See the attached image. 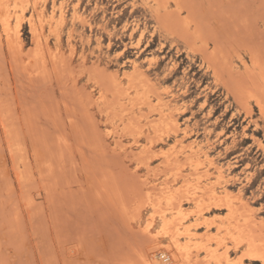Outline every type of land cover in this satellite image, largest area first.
I'll return each instance as SVG.
<instances>
[{"label":"rangeland","instance_id":"1","mask_svg":"<svg viewBox=\"0 0 264 264\" xmlns=\"http://www.w3.org/2000/svg\"><path fill=\"white\" fill-rule=\"evenodd\" d=\"M5 9L21 33L10 48L0 13V264L164 262L165 230L178 229H189L180 264H214L212 250L263 264L232 225L264 223V0H10ZM36 147L46 164H35ZM166 191L186 215L174 230L163 222L179 216ZM198 204L207 210L197 214Z\"/></svg>","mask_w":264,"mask_h":264},{"label":"bare ground","instance_id":"2","mask_svg":"<svg viewBox=\"0 0 264 264\" xmlns=\"http://www.w3.org/2000/svg\"><path fill=\"white\" fill-rule=\"evenodd\" d=\"M10 1V0H9ZM8 0H0V13H2L3 14V18H1L2 20H1V22H3L2 24H3V26H2V28H3V32H5V34H6V39H7V42H8V46L11 48V47H13L14 45H19V42H20V36H19V33H21L20 31H19V26H17L16 25V27H15V29L13 30V27H12V22H11V20H12V16H11V14L10 15H8L7 13L8 12H6V5H7V2H9ZM19 1V0H18ZM30 1V0H29ZM38 1V0H37ZM146 1V0H145ZM147 1H149V0H147ZM43 2V1H42ZM11 3V2H10ZM37 3V2H36ZM148 3V2H147ZM147 3H145V4H147ZM155 3H157V2H155ZM159 3V2H158ZM38 4V3H37ZM44 4H46V3H44ZM150 4V3H149ZM152 5H153V3H151ZM9 5V4H8ZM12 5H14V4H12ZM33 6H35V5H33ZM157 8V7H156ZM8 9H9V6H8ZM11 9V8H10ZM9 9V10H10ZM20 9V8H19ZM35 9V8H34ZM37 9V8H36ZM35 9V10H36ZM60 10V9H59ZM150 10V9H149ZM156 10V9H155ZM38 11V10H37ZM42 11V10H41ZM63 11H65V10H63ZM13 12V11H12ZM26 12V11H25ZM75 12H76V10H75ZM155 12H157V11H155ZM33 13V12H32ZM65 15H66V11H65V13H64ZM63 14V15H64ZM157 14H158V12H157ZM15 15V14H14ZM22 15V14H21ZM33 15V14H32ZM1 16V15H0ZM34 16V15H33ZM55 16V15H54ZM32 17V16H31ZM48 17H49V15H48ZM58 17V16H57ZM62 17V16H61ZM66 17V16H65ZM76 17V16H75ZM17 19L19 18V16L17 15V17H16ZM40 18V17H39ZM54 18H56V17H54ZM77 18V17H76ZM44 20H45V18H44ZM44 20H43V22H44ZM49 20V19H48ZM61 20V19H60ZM64 20V19H63ZM17 21H19V19L17 20ZM51 21V20H50ZM55 21V20H54ZM48 22V21H47ZM53 22V21H52ZM35 23V22H34ZM42 23V22H41ZM40 23V24H41ZM49 23V22H48ZM45 24V23H44ZM75 24V23H74ZM41 26V25H40ZM43 26V25H42ZM41 26V27H42ZM50 26H52V25H50ZM54 26V25H53ZM40 27V28H41ZM31 28H32V30H33V32H34V34L35 35H37L38 33H37V28L35 27V25L32 23V19H31ZM44 28V27H43ZM72 29V28H71ZM59 30V29H58ZM63 30V29H62ZM73 30V29H72ZM57 32V31H56ZM60 32V31H59ZM71 32V31H70ZM54 34V33H53ZM39 35V34H38ZM58 36V35H57ZM60 36H61V34H60ZM55 38H57V37H55ZM58 39V38H57ZM48 41V40H47ZM59 43V42H58ZM40 44V43H39ZM49 44V43H48ZM14 49V48H13ZM16 49V48H15ZM57 49V48H56ZM48 50H50V49H48ZM11 51V50H10ZM30 51H32V50H30ZM74 51V50H73ZM14 52V51H13ZM16 53H17V51H16ZM57 54V53H56ZM19 56V55H18ZM41 57V56H40ZM56 57H58V56H56ZM70 57V56H69ZM252 57V56H251ZM62 58V57H61ZM65 58H67V57H65ZM34 59V58H33ZM58 59V58H57ZM136 59V58H135ZM134 59V60H135ZM53 60V59H52ZM56 60V59H55ZM138 60V59H137ZM18 61H20V60H18ZM155 61H157V60H155ZM39 62V61H38ZM134 62V61H133ZM20 64V63H19ZM35 66V65H34ZM38 67H39V65H38ZM67 67V66H66ZM22 68V67H21ZM40 68V67H39ZM135 70H138V69H140V67L138 66V64L135 62L134 63V67H133ZM27 69V68H26ZM57 69H59V68H57ZM65 69H67V68H65ZM62 70V69H61ZM42 71H43V69H42ZM48 71V70H47ZM50 71V70H49ZM252 71V70H251ZM264 72V71H263ZM40 73H42V72H40ZM60 73V72H59ZM108 74V73H107ZM135 74V73H134ZM257 74H259V72L257 73ZM41 75H43V74H41ZM44 75H46V74H44ZM126 75V74H125ZM125 77H127V76H125ZM134 78V77H133ZM44 79V78H43ZM113 80V82H114V84H115V86H117V87H122V85H123V83H124V79H123V77H121L120 75H118V74H116L113 78H112ZM130 80V79H129ZM129 80H128V82H129ZM145 80V79H144ZM131 81V80H130ZM112 82V83H113ZM106 88V87H105ZM118 89V88H117ZM131 89V88H130ZM156 90V89H155ZM155 90H154V92L153 93H155ZM111 91H113V90H111ZM151 91H152V89H151ZM152 93V92H151ZM246 93H248V92H246ZM154 95H156L157 96V94H154ZM255 95V94H254ZM84 96V95H83ZM114 97V96H113ZM138 97V96H137ZM161 97V96H160ZM261 97H263V94L261 95ZM134 98V97H133ZM106 98H105V96L104 95H100V97H98V99H97V102H99V103H101V102H107L106 100H105ZM255 99V98H254ZM75 100V99H74ZM78 100V99H77ZM93 101V100H92ZM70 102V101H69ZM137 103V102H136ZM256 103H258L259 104V106L261 107V110H263L264 111V105H262V102H261V100H257V102ZM167 104V103H166ZM24 106V105H23ZM22 107V106H21ZM72 107V106H71ZM109 108V107H108ZM107 108V109H108ZM83 109V108H82ZM171 112H173V111H171ZM171 112H170V116H171ZM76 113V112H75ZM29 115V114H28ZM92 117H93V115H92ZM85 119V118H84ZM95 120V119H94ZM174 120H177V119H174ZM63 121V120H62ZM178 121V120H177ZM171 123V122H170ZM71 124V123H70ZM37 125V124H36ZM139 125V124H138ZM174 125V124H173ZM97 127V126H96ZM154 127V126H153ZM176 128V131H178L179 129L177 128V127H175ZM28 129V128H27ZM88 129V128H87ZM169 129H172V125L170 126V128ZM11 130V129H10ZM99 130V129H98ZM97 130V131H98ZM165 130V129H164ZM9 131V130H8ZM56 131V130H55ZM90 131V130H89ZM89 131H87V132H89ZM93 130H91L90 132H92ZM11 133V132H10ZM20 133V132H19ZM77 133V132H76ZM7 135H8V132H7ZM101 135V134H100ZM108 135V134H107ZM110 136V135H109ZM8 137H9V135H8ZM63 137V136H62ZM95 137V136H94ZM74 138V137H73ZM115 138V137H114ZM49 139V138H48ZM179 140H181L182 141V139H179ZM52 141H53V139H52ZM67 141V140H66ZM85 141V140H84ZM98 141V140H97ZM37 142V141H36ZM178 143V142H177ZM197 143V142H196ZM202 143V142H201ZM67 144V143H66ZM175 144V143H174ZM184 144V143H183ZM194 144H195V142H194ZM185 145V144H184ZM187 145V144H186ZM191 148H194V146H193V143L192 144H188ZM187 145V146H188ZM204 145V144H203ZM50 146V145H49ZM96 146V145H95ZM198 146V145H197ZM43 147V146H42ZM45 147V146H44ZM186 147V146H185ZM201 147H202V145H201ZM201 147H199L198 146V148H196V152H200V150H202L201 149ZM65 148V147H64ZM162 149V148H161ZM189 149V148H188ZM13 150V149H12ZM11 150V151H12ZM146 150V149H145ZM144 150V151H145ZM148 150H149V147H148ZM148 150H147V152H148ZM184 150V149H183ZM45 151V150H44ZM72 152V151H71ZM143 152V151H142ZM146 152V151H145ZM146 152V153H147ZM151 152H154V151H151ZM161 152V151H160ZM159 152V153H160ZM179 152V151H178ZM12 153V152H11ZM49 152H47V154H48ZM187 153V152H186ZM185 153V154H186ZM189 153V152H188ZM192 153V152H191ZM14 154V153H13ZM193 154H195V153H193ZM45 155V154H44ZM44 155H43V153H42V151L39 149V147L37 148H34V150H33V157H34V161H35V164L36 165H39V166H41V165H44V164H46V160H45V158H44ZM52 155H53V153H52ZM65 155V154H64ZM149 155V154H148ZM54 156V155H53ZM67 156V155H66ZM151 156V155H150ZM158 156V155H157ZM165 156V155H164ZM189 156V155H188ZM146 157H147V155H146ZM169 157V156H168ZM216 157V156H215ZM63 159V158H62ZM60 160V159H59ZM168 160H170L169 158H168ZM212 160V159H211ZM53 161H54V159H53ZM176 161V160H175ZM24 162V161H23ZM82 162H83V160H82ZM1 163V162H0ZM26 163H27V161H26ZM53 163V162H52ZM70 163V162H69ZM146 163V162H145ZM17 164V163H16ZM20 164V163H19ZM22 164V163H21ZM23 164H25V162L23 163ZM29 164H30V162H29ZM28 164V165H29ZM25 165H27V164H25ZM31 165V164H30ZM196 165V164H195ZM23 166V165H22ZM61 166V165H60ZM198 166V165H197ZM230 166V165H229ZM26 167V166H25ZM28 167V166H27ZM43 167V166H42ZM210 167V166H209ZM218 167V166H217ZM223 167V166H222ZM222 167L220 168V171L221 172H223L224 170L222 169ZM226 167H228V165L226 166ZM22 168V167H21ZM24 168V167H23ZM48 168V167H47ZM47 168H44V169H47ZM192 168V167H191ZM225 168V167H224ZM26 169V168H25ZM49 169L50 170H52V167H51V165H49ZM77 169V168H76ZM94 169H96V168H94ZM196 169H198V168H196ZM196 169H194V170H196ZM216 170H217V168H215ZM230 169V168H229ZM199 170V169H198ZM25 171V170H24ZM47 171V170H46ZM74 171V170H73ZM165 171V170H164ZM206 171H208V170H206ZM227 171H228V169H227ZM232 171V170H231ZM22 170H20V168L18 167V170H17V177L20 179L21 178V176H22ZM38 172V171H37ZM70 172V171H69ZM51 173V172H50ZM73 173V172H72ZM209 174V173H208ZM218 174V173H217ZM225 174H227V173H225ZM44 175V174H43ZM47 175V174H46ZM221 175H223V174H221ZM233 175V174H232ZM252 176H253V174H251ZM251 175H250V177H251ZM24 176V175H23ZM53 176H54V174H53ZM65 176V175H64ZM134 176V175H133ZM25 177V176H24ZM46 177V176H45ZM224 177V176H223ZM53 178H55V177H53ZM137 179V178H136ZM45 180V179H44ZM185 181V180H184ZM113 182V181H112ZM144 182V181H143ZM145 182H147V181H145ZM75 184V183H74ZM65 185V184H64ZM54 186V185H53ZM142 186V185H141ZM153 187H155V186H153ZM156 187H158V186H156ZM160 188V187H159ZM207 188V187H206ZM166 189V188H165ZM208 189V188H207ZM241 189H243V188H241ZM152 190V189H151ZM155 190V189H154ZM171 190V189H170ZM213 190V189H212ZM102 191V190H101ZM121 191H123V190H121ZM201 191V190H200ZM207 191H209V190H207ZM216 191V190H215ZM229 191V190H228ZM228 191H226V193L228 192ZM240 191V190H239ZM62 192V191H61ZM104 192V191H103ZM130 192V191H129ZM166 192H168V191H166ZM170 192V191H169ZM164 193V194H168V195H164L163 196V198L166 200V201H168L169 203L168 204H173V205H176V207H177V209H178V212H177V215H179V216H177L176 217V215L175 216H173V217H176V218H174L173 220H170V219H167L166 218V216L165 215H163L164 216V223H165V227H167V229H169V227L171 228V229H173L174 230V228H175V225L174 224H178L177 226H179V222L182 220V219H184L185 220V218H186V215L184 216V215H182V212H184V211H182V201L180 200L181 198H179V201H176V198H178L177 196H175L174 194H170V193ZM206 192V191H205ZM151 193V192H150ZM163 193V192H162ZM196 193V192H195ZM241 193V192H240ZM242 193H243V191H242ZM241 193V194H242ZM48 194V193H47ZM134 194V193H133ZM176 194H178V193H176ZM203 194V193H202ZM206 194H207V192H206ZM218 194V193H217ZM50 195V194H49ZM59 195V194H58ZM128 195V194H127ZM130 195V194H129ZM192 195V194H191ZM200 195V194H199ZM198 195V196H199ZM212 195V194H211ZM216 194H213L212 196L213 197H215L216 199H218L216 196H215ZM221 194H219V196H220ZM229 195V194H228ZM238 195H239V193H238ZM237 195V196H238ZM63 196V195H62ZM152 196V195H151ZM150 196V198H152ZM197 195H195L194 196V198L196 197ZM222 196V195H221ZM242 196V195H241ZM125 197H126V195H125ZM189 197V196H188ZM204 197V196H203ZM225 197V196H224ZM227 197V196H226ZM230 197V196H229ZM52 198V197H51ZM197 198V197H196ZM199 198V197H198ZM197 198V199H198ZM210 198H211V196H210ZM231 198V197H230ZM131 199V198H130ZM191 199V198H190ZM239 199V198H238ZM156 199H154L153 200V206H154V204L155 203H158V201H155ZM163 200V199H162ZM183 200V199H182ZM192 200V199H191ZM194 200H196V199H193L192 201H194ZM65 201V200H64ZM160 201H161V199H160ZM234 201V200H233ZM244 201V200H243ZM246 201V200H245ZM149 202H152V201H149ZM58 203V202H57ZM146 203V202H145ZM167 203V202H166ZM241 203V202H240ZM239 203V204H240ZM113 204V203H112ZM149 204V203H148ZM160 204V203H159ZM158 204V205H159ZM214 207L215 208H227V209H229L230 210V212L232 213V214H235L234 213V211H236V210H234L233 208H235L234 206H236V205H233L234 203H232V205H231V203L229 202V200L227 201L226 199H224V198H219L217 201H215L214 203ZM144 205V204H143ZM173 205H172V207H173ZM238 205V204H237ZM145 206V205H144ZM164 206V205H163ZM167 206V205H166ZM197 206V210H196V212H197V214H200V213H202L204 210H207V209H204V207L201 205V204H198V205H196ZM233 206V207H232ZM240 206H242V204H240ZM112 207H113V205H112ZM141 207V206H140ZM158 207V206H157ZM161 208H159V209H162L163 207H162V205L160 206ZM170 207V206H169ZM211 207V206H210ZM246 207H247V205H246ZM63 208V207H62ZM131 208V207H130ZM165 208V207H164ZM208 208V207H207ZM251 208V207H250ZM157 211H159L157 208H155ZM195 208H193V210H194ZM239 209H240V207H239ZM163 210H165V209H163ZM167 210V209H166ZM174 210V209H173ZM132 211V210H131ZM169 211H171V210H169ZM238 211V210H237ZM140 212V211H139ZM163 212V211H162ZM162 212H161V214H162ZM227 212H229V211H227ZM246 212V211H245ZM195 213V212H194ZM140 214V213H139ZM231 214V215H232ZM33 215V214H32ZM203 215V214H202ZM225 215H227V213L225 214ZM51 216V215H50ZM197 216V215H196ZM234 216V215H233ZM248 216H249V214H248ZM247 215L245 216V217H248ZM120 217V216H119ZM198 217V216H197ZM227 217V216H226ZM239 218V217H238ZM222 219H225V218H222ZM228 219V218H227ZM234 219V218H233ZM232 219V220H233ZM61 220V219H60ZM180 220V221H179ZM237 220V219H236ZM235 220V221H236ZM239 220V219H238ZM262 220V219H261ZM178 221V222H177ZM19 222V221H18ZM203 222V221H202ZM228 222V221H227ZM163 223V224H164ZM218 223V222H217ZM229 223H230V219H229ZM235 223V222H234ZM233 223V224H234ZM205 224H206V222H205ZM186 225H187V223H186ZM185 225V228L187 229V226H190V225H187L186 226ZM229 225H231V224H229ZM19 226V225H18ZM62 226V225H61ZM171 226H174V227H171ZM176 226V227H177ZM197 226V225H196ZM205 226V225H204ZM208 226V225H207ZM211 226V225H210ZM217 226V230H219V231H225V230H229L228 228L229 227H227L226 226V224L225 223H219L218 225H216ZM165 227H163L164 229H165ZM199 227V226H198ZM209 227V226H208ZM232 227H235V229L234 230H237V236H238V238L236 237V239H238L239 240V242H236V243H239V245H240V243H245L246 245H247V254L251 257V259H254V260H257V261H260V262H262L263 264H264V223L263 222H258L256 219H254V218H246L245 220H244V222H237V224L235 225V226H233L232 225ZM61 228V227H60ZM195 228V227H194ZM184 229V228H183ZM176 230V229H175ZM179 230V229H178ZM178 230H176V231H174L173 233H171L172 232V230H168V231H171V232H166V230H165V233H169V237L171 238V242H172V244L171 245H169V247L166 249V247H165V249L167 250V251H169L170 252V254H171V256H168V258H166V260L165 261H167V260H169L170 261V263H167V264H180V261H181V258L183 257H181V253H182V250H183V247L181 246V245H184V244H180L179 243V238H180V236H182V235H184V236H186L187 234L189 235V229H187L185 232H180V231H178ZM181 230V229H180ZM234 230H232V231H234ZM134 232V231H133ZM147 232V231H146ZM192 232V234H190V235H193V231H191ZM207 232V231H206ZM226 232V231H225ZM231 232V231H230ZM147 233H149V232H147ZM164 233V234H165ZM195 234V233H194ZM197 234V233H196ZM196 234L194 235V236H196ZM220 234V233H219ZM230 234H232V233H230ZM235 234V233H234ZM133 235V234H132ZM198 235V234H197ZM220 236V235H219ZM225 236V235H224ZM231 236V235H230ZM229 236V237H230ZM235 236V235H234ZM143 237V236H142ZM151 238V237H150ZM190 238V237H189ZM217 238V237H216ZM215 238V239H216ZM219 238V237H218ZM226 238V237H225ZM231 239V238H230ZM233 239H235V238H232V240ZM220 240V242H219V244H220V246H221V244H224L223 242H224V240H223V238L221 237V239H219ZM153 241V240H152ZM189 241H191V240H189ZM141 242V241H140ZM187 242V241H186ZM194 242V241H193ZM210 243H211V241H209ZM231 242V241H230ZM206 243V242H205ZM204 243V244H205ZM77 244V243H76ZM155 244V243H154ZM159 244V243H158ZM170 244V243H169ZM189 244V243H188ZM217 244V243H216ZM202 245V244H201ZM238 245V244H237ZM237 245H236V247H237ZM186 246H187V244H186ZM211 246V245H210ZM162 247V246H161ZM161 247H160V245H156L155 244V246L152 248V250H159V249H161ZM164 247V246H163ZM189 247V246H188ZM199 247H201V246H198L197 248H199ZM207 247V246H206ZM226 248H228V247H226ZM201 249V248H200ZM203 249V248H202ZM205 249V248H204ZM208 249V248H207ZM229 249V248H228ZM73 250V249H72ZM76 250V249H75ZM81 250V249H80ZM143 250V249H142ZM188 251V250H187ZM198 251V250H197ZM200 251V250H199ZM211 251V250H210ZM210 251H208V252H210ZM15 252H17V251H15ZM33 252V251H32ZM53 252V251H52ZM74 252V251H73ZM128 252V251H127ZM207 252V253H208ZM31 253V252H30ZM49 253V252H48ZM153 253H155V251L153 252ZM190 253V252H189ZM183 254V253H182ZM191 254H193V252L191 253ZM195 254V253H194ZM206 254V253H205ZM14 255V254H13ZM22 255H23V252H22ZM164 255V254H163ZM207 255H209V254H207ZM49 256H50V254H49ZM131 256V255H130ZM167 257V256H166ZM187 257V256H186ZM190 257V256H189ZM10 258V257H9ZM48 258V257H47ZM54 258V257H53ZM74 258V257H73ZM72 257H71V260L73 259ZM229 258V251L228 250H224V252H218L217 250H212L211 252H210V260L214 263V264H230V260L228 259ZM3 259V258H2ZM19 259V258H18ZM26 259V258H25ZM33 259V258H32ZM31 259V260H32ZM57 259V258H56ZM164 259H165V257H164ZM171 259V260H170ZM186 259H188V257L186 258ZM195 259V258H194ZM34 260V259H33ZM48 260V259H47ZM88 260V259H87ZM189 260V259H188ZM13 261V260H12ZM22 261V260H21ZM123 261V260H122ZM162 261V260H161ZM161 261H158L157 259H155V255H152V256H150V257H148L147 258V260H146V263L147 264H164L165 263V261L164 262H161ZM202 260L200 259L198 262L197 261H195L197 264L199 263V262H201ZM8 262V261H7ZM26 262H28V261H26ZM57 262V261H56ZM124 262V261H123ZM138 262H140V261H138ZM189 262V261H188ZM206 262V261H205ZM10 263V262H9ZM13 263V262H12ZM11 263V264H12ZM51 263V262H50ZM94 263V262H93ZM115 263V262H114ZM184 263H187V262H184ZM191 263V262H190ZM207 263V262H206ZM15 264V263H14ZM18 264H19V262H18ZM29 264V263H28ZM33 264V263H32ZM55 264V263H54ZM87 264V263H86ZM96 264V263H95ZM181 264H183V263H181ZM189 264V263H188ZM192 264V263H191Z\"/></svg>","mask_w":264,"mask_h":264}]
</instances>
